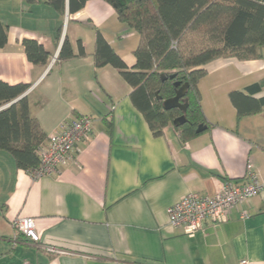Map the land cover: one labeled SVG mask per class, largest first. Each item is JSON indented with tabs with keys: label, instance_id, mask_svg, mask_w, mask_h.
<instances>
[{
	"label": "crops",
	"instance_id": "obj_1",
	"mask_svg": "<svg viewBox=\"0 0 264 264\" xmlns=\"http://www.w3.org/2000/svg\"><path fill=\"white\" fill-rule=\"evenodd\" d=\"M0 19L8 27L0 80L30 86L31 114L46 137L70 118L93 120L91 138L58 174L35 179L0 151V264H264V110L239 117L230 98L261 82L252 97L264 98V50L258 60L204 67L199 91L212 128L183 142L173 125L155 137L120 72L96 68L97 32L129 69L137 63L140 37L107 2L90 0L66 20L48 0H6ZM26 39L50 54L47 64L28 60ZM66 39L75 54L81 41L87 55L59 61ZM248 163L262 191L227 223L207 222L194 237L169 225L173 204L192 192L214 196L240 181ZM18 217L35 220L39 243L15 230Z\"/></svg>",
	"mask_w": 264,
	"mask_h": 264
},
{
	"label": "trees",
	"instance_id": "obj_2",
	"mask_svg": "<svg viewBox=\"0 0 264 264\" xmlns=\"http://www.w3.org/2000/svg\"><path fill=\"white\" fill-rule=\"evenodd\" d=\"M35 4L38 0H26ZM90 0H48L60 15L79 12ZM118 14L119 20L140 37L135 51L136 66L129 69L100 32L95 44V66L111 65L132 87L130 99L147 121L153 135L184 115L179 109L166 111L163 101L173 98L178 88L189 85L182 103L188 102V122L175 127L183 142L197 138L200 125L207 123L202 110L199 82L207 72L204 67L220 58L241 61L258 60L264 50V0H104ZM8 27L0 19V49L7 45ZM23 47L33 64H47L50 54L35 40L26 39ZM75 54L68 39L63 43L59 61L85 57L78 41ZM162 76L167 79L164 81ZM174 76V79H170ZM29 85H10L0 80V109L21 98ZM263 83L253 84L245 92H232L230 98L239 117L264 110V98L254 99ZM162 100H159V98ZM243 105V106H242ZM206 130V131H207ZM204 133V132H203ZM47 141L37 119L31 114L28 96L0 111V151L14 158L19 170L31 174L40 165L38 149Z\"/></svg>",
	"mask_w": 264,
	"mask_h": 264
},
{
	"label": "built area",
	"instance_id": "obj_3",
	"mask_svg": "<svg viewBox=\"0 0 264 264\" xmlns=\"http://www.w3.org/2000/svg\"><path fill=\"white\" fill-rule=\"evenodd\" d=\"M66 20H68V13H66ZM55 61L56 57L53 63ZM92 133L93 120L90 117L70 118L63 122L59 131L50 135L38 149L40 165L31 172V176L41 179L58 174L72 161L75 153L91 138ZM262 188L255 166L248 163L246 173L240 181L224 182L214 196L192 192L173 204L168 210L169 225L182 230L188 237H194L204 230L207 222L215 226L227 223L231 219L233 210L238 205L258 196ZM243 217L248 215L244 214ZM13 227L32 242L41 241L35 220L32 218L18 217L14 220ZM49 250L52 249L49 248ZM240 264H251V262L242 260Z\"/></svg>",
	"mask_w": 264,
	"mask_h": 264
},
{
	"label": "water",
	"instance_id": "obj_4",
	"mask_svg": "<svg viewBox=\"0 0 264 264\" xmlns=\"http://www.w3.org/2000/svg\"><path fill=\"white\" fill-rule=\"evenodd\" d=\"M68 13V11H67ZM162 79L165 81L167 78L165 76H162ZM170 79H174V76H171ZM176 88H178L177 92H176V95L171 98V99H168V100H165L163 101V108L164 110L166 111H171V110H174V109H179L181 110L184 115L177 118L174 122H173V125L175 127H180V126H183L184 124H186L188 122L187 120V117H186V112L188 110V102H185V103H182L181 100L186 96L187 92H188V89H189V85L188 84H185V85H181L180 83H175L174 85ZM27 96V93H25L21 98H19L18 100L22 99L23 97ZM16 100V101H18ZM159 100H162V98L160 97ZM16 101L12 102L11 104L3 107L0 109V111L2 109H5L9 106H11L12 104L16 103ZM207 130V126L205 125H200L197 129V133L200 134V133H203Z\"/></svg>",
	"mask_w": 264,
	"mask_h": 264
},
{
	"label": "rangeland",
	"instance_id": "obj_5",
	"mask_svg": "<svg viewBox=\"0 0 264 264\" xmlns=\"http://www.w3.org/2000/svg\"><path fill=\"white\" fill-rule=\"evenodd\" d=\"M6 0H3L2 2L4 3ZM1 2V1H0ZM3 3H1L0 8H3Z\"/></svg>",
	"mask_w": 264,
	"mask_h": 264
}]
</instances>
